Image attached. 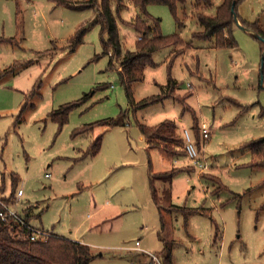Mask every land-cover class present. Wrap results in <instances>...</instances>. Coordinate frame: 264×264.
I'll list each match as a JSON object with an SVG mask.
<instances>
[{"label":"rangeland","instance_id":"1","mask_svg":"<svg viewBox=\"0 0 264 264\" xmlns=\"http://www.w3.org/2000/svg\"><path fill=\"white\" fill-rule=\"evenodd\" d=\"M194 2L179 12L181 26L168 5L148 6L163 35L181 40L153 53L154 63L132 85L133 107L101 24L89 25L95 7L0 0V196H10L17 174L24 195L15 207L36 226L83 240L94 254L90 264H150L135 259L132 247L139 239L159 254L160 235L175 242L174 264H264V162L244 146L264 136V40L238 24L232 47L195 37L202 30L198 12L215 14L221 0L196 8ZM125 3L117 17L124 50L136 46L130 21L139 12ZM236 12L264 30V0H240ZM84 26L72 49L71 38ZM171 79L173 95L141 102L162 95ZM72 102L78 103L61 124L53 112ZM109 117L117 124L96 123ZM165 120L175 122L183 146L170 191L185 209L166 203L162 220L150 174L167 167L139 124ZM202 122L212 132L205 141ZM89 124L90 133L73 136ZM186 129L204 171L185 154ZM98 136L100 151L84 155ZM155 185L161 190L162 181ZM216 223L223 230L217 243Z\"/></svg>","mask_w":264,"mask_h":264},{"label":"trees","instance_id":"2","mask_svg":"<svg viewBox=\"0 0 264 264\" xmlns=\"http://www.w3.org/2000/svg\"><path fill=\"white\" fill-rule=\"evenodd\" d=\"M58 4L66 5H81L96 8V16L89 25L101 24L103 33L104 47L112 58H117L120 61L119 72L123 84L126 87L130 102L134 107L136 102L132 94V85L134 82L144 78L147 66L153 64V53L172 43H179L181 38L178 34L170 36L163 35L160 27V18L153 17L148 10L150 4H166L170 7L178 24L182 25L179 12L185 8L187 0H129L134 4L139 11L134 16L130 23L136 29L138 36L134 49L124 50L119 35L118 11L125 8L126 0H84L75 2L74 0H53ZM194 6H209L211 0H194ZM235 10L240 0H221L217 6L216 12L213 15L203 14L198 12L197 19L202 30L194 33L195 37L210 40L215 46H235L236 40L233 35V27L237 25L236 18L233 14V2ZM116 12H114V7ZM184 11V10H183ZM241 23L250 30L264 36L262 30L256 24H250L244 20ZM152 21V23H150ZM87 28H80L76 35L71 38V48L75 49L81 42ZM255 35V34H254ZM173 80L171 79L166 86L162 95H153L143 99L142 103H148L161 98V96L173 95ZM181 100V99H180ZM78 102H72L62 105L59 109L53 112V116L61 124L67 120V115L70 109ZM125 116V114H124ZM198 121V120H197ZM97 124H105L111 126L117 124L113 118H105L98 120ZM140 130L147 140L149 147H158L162 153L163 161L166 164V169L163 171L152 172L150 174V187L153 199L159 207L160 214L163 220V211L166 210L165 204H169L173 210L185 209L184 207L174 204L172 201V192L170 185L172 180L179 170L174 163L176 156L182 154L183 146L180 144L181 138L176 130L174 121L165 120L162 123L151 126L140 123ZM198 133L200 135V127ZM94 128V124L78 127L73 131V136L78 134H88ZM102 146V136H98L84 151V155H96ZM249 148L256 156L263 157L264 162V136L253 139L244 145ZM185 154L186 150L184 147ZM260 162V164L262 163ZM258 164V163H257ZM189 168V167H188ZM162 181L161 190H158L155 185L156 180ZM20 177L17 174L12 175V192L10 196L5 197L6 202L12 203L15 201L16 193L19 188ZM0 190L4 188L0 186ZM2 205L0 203V211ZM172 210V211H173ZM167 211V210H166ZM169 211V212H172ZM196 209L190 210L195 212ZM163 222V221H162ZM163 226L165 223L163 222ZM223 230L220 225L215 224L214 242L222 240ZM164 248L160 251V256L164 264H174L172 259V248L175 244L174 240H168L162 235ZM94 254L91 247L80 241L53 233L47 239L31 240L29 231L26 228H20L15 222L6 224L0 217V264H90Z\"/></svg>","mask_w":264,"mask_h":264},{"label":"built area","instance_id":"3","mask_svg":"<svg viewBox=\"0 0 264 264\" xmlns=\"http://www.w3.org/2000/svg\"><path fill=\"white\" fill-rule=\"evenodd\" d=\"M201 138L203 141L207 140L211 136V130L206 124V122H202L201 126ZM186 133V155L190 159V161L195 165L200 167V171H204L208 169L207 164L202 160L200 155V148L192 141V138L188 132L185 130ZM47 176H51L50 173H47ZM24 195L23 187H19L16 193L15 201L12 203H8L5 200V197L0 196V203L2 205V210L0 211L1 219L6 223L10 224L15 222L18 227L26 228L29 231V237L31 240H43L47 239L49 236L53 235V231L49 229H45L40 226H36L31 223L30 219L26 214L20 212L16 207L15 204H18ZM136 250L141 251L144 254H147L150 258V264H164L162 257L157 254L156 252L145 250L141 247V241L138 239L136 240L135 246L133 247Z\"/></svg>","mask_w":264,"mask_h":264},{"label":"water","instance_id":"4","mask_svg":"<svg viewBox=\"0 0 264 264\" xmlns=\"http://www.w3.org/2000/svg\"><path fill=\"white\" fill-rule=\"evenodd\" d=\"M235 3H236V1L233 2V14H234V16H235V18H236V21H237L238 25L244 27L245 29H247V30H249V31H253V32H254V30H250V29H248L246 26H244V25L241 23V21H240V19H239V17H238V14H237V12H236V10H235V7H234V6H235ZM253 34H255L256 36H258V37H260L261 39L264 40V36H263V35H261V34H259V33H257V32H254Z\"/></svg>","mask_w":264,"mask_h":264},{"label":"crops","instance_id":"5","mask_svg":"<svg viewBox=\"0 0 264 264\" xmlns=\"http://www.w3.org/2000/svg\"><path fill=\"white\" fill-rule=\"evenodd\" d=\"M53 231V230H52ZM54 232V231H53ZM55 233V232H54ZM56 234H58V233H56ZM58 235H60V234H58ZM61 236H65V235H61ZM65 237H68V236H65ZM68 238H71V237H68ZM71 239H73V238H71ZM73 240H76V241H80V242H83V240H77V239H73ZM138 240V239H137ZM83 243H85V242H83ZM135 243H136V241H135ZM86 244V243H85ZM135 246V244L133 245V247ZM132 247V248H133ZM141 247L143 248V249H145V247L142 245V242H141ZM164 248V247H163ZM134 249V248H133ZM136 250V249H135ZM146 250V249H145ZM139 251V250H138ZM138 251H136L135 253H134V256H135V259H137V256H142V257H145V258H148L149 259V256L147 255V254H144V253H140V251L138 252ZM137 254V255H136Z\"/></svg>","mask_w":264,"mask_h":264}]
</instances>
